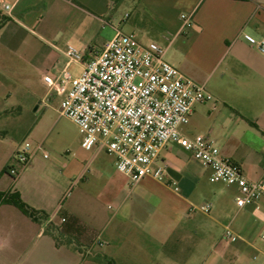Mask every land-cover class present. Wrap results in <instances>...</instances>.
<instances>
[{"label":"crops","instance_id":"obj_1","mask_svg":"<svg viewBox=\"0 0 264 264\" xmlns=\"http://www.w3.org/2000/svg\"><path fill=\"white\" fill-rule=\"evenodd\" d=\"M120 9L132 16L120 19ZM2 20L0 110L17 105L7 104L17 97L6 85L20 74L37 115L44 102L36 91L46 90L44 101L43 77L68 70L69 46L86 60L131 33L213 96L194 107L182 133L207 137L248 180H264V53L243 38L264 41V0H0ZM39 146L16 178L3 169L17 150L0 154V192L43 214L33 220L0 204V264H264V198L238 208L236 191L211 183L210 170L180 146L160 154L166 183L144 178L137 191L120 186L114 158L100 147L60 161Z\"/></svg>","mask_w":264,"mask_h":264},{"label":"built area","instance_id":"obj_2","mask_svg":"<svg viewBox=\"0 0 264 264\" xmlns=\"http://www.w3.org/2000/svg\"><path fill=\"white\" fill-rule=\"evenodd\" d=\"M3 7L10 9L9 5ZM181 19L183 28L191 26L190 18L182 15ZM243 38L264 53L263 40L248 34ZM64 55L67 66H79V75L64 69L55 77L45 75L43 82L47 98L51 93L60 97L59 115L78 128L84 150L102 148L114 158L116 171L133 183L144 178L166 183L160 154L168 144H176L210 170L211 183L236 191L238 208L264 198V180H248L241 167L223 157L207 137L182 133L181 127L189 123L194 107L213 100V96L165 61L156 43H144L131 33H117L90 59L85 60L72 46ZM43 156L48 158L46 153ZM30 158L31 146L25 143L15 152L8 175L18 177ZM200 210L208 213L209 206ZM225 237L231 238V232Z\"/></svg>","mask_w":264,"mask_h":264},{"label":"rangeland","instance_id":"obj_3","mask_svg":"<svg viewBox=\"0 0 264 264\" xmlns=\"http://www.w3.org/2000/svg\"><path fill=\"white\" fill-rule=\"evenodd\" d=\"M118 14L120 19H122L124 15L132 16L131 10L128 9H120ZM136 37L144 43L147 42L146 39L137 35ZM68 71L73 76H78L80 73L79 66L74 63L70 64ZM19 76L20 74H16L14 81L6 85L7 90H9L13 96L17 97L11 103L9 102L7 104L17 105L5 110H0V154L3 157L7 156L11 154L12 150H18L25 143H28L31 146V150L36 145L40 144L48 157L50 156L52 160L57 159L62 161L66 158H72L76 153L82 155L83 149L80 148L82 136L78 128L70 120L59 115L60 97H54L51 93L49 98H44V101H41L46 90L44 88L38 89L36 95L39 96V101L44 103L41 104V111L35 115L33 110L38 103L36 101L35 104V101L24 92V87ZM37 119H40V121L34 129L32 136L27 137L26 134L28 130ZM1 155L0 157H2ZM77 156L78 155H76V157ZM13 162L14 160L11 161V164H13ZM115 173L120 182V186L124 187L126 191L130 189L134 191L138 190L136 187L137 183H132L118 172ZM171 193L170 189H168L167 193H164V195L168 197ZM96 204L99 206L102 205L105 209L108 205L112 206V202L109 200L96 201Z\"/></svg>","mask_w":264,"mask_h":264},{"label":"trees","instance_id":"obj_4","mask_svg":"<svg viewBox=\"0 0 264 264\" xmlns=\"http://www.w3.org/2000/svg\"><path fill=\"white\" fill-rule=\"evenodd\" d=\"M114 2L115 5H119L121 3V1L123 0H112ZM4 20H2L0 22V24H2ZM9 167H5L3 169L4 173H8ZM0 204H7V205H12L14 207H16L17 209H19L23 214H25L26 216L30 217L33 220H39L41 216H43V214L31 207H29L27 204H25L18 193H1L0 192ZM105 264H115L112 261H107Z\"/></svg>","mask_w":264,"mask_h":264}]
</instances>
